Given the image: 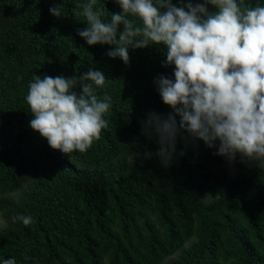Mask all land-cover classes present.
<instances>
[{
  "label": "trees",
  "instance_id": "obj_1",
  "mask_svg": "<svg viewBox=\"0 0 264 264\" xmlns=\"http://www.w3.org/2000/svg\"><path fill=\"white\" fill-rule=\"evenodd\" d=\"M86 3L0 0V261L264 264V164L241 163L238 154L230 165L190 137L178 138L176 153L162 162L142 121L150 111H173L154 81L174 79L175 66H163L162 44L130 48L128 64L107 55L114 45H88L78 35L87 27ZM55 5L64 16L50 13ZM97 7L106 21L122 12L115 0ZM90 68L107 77L96 94L112 98L108 128L87 152L66 154L30 127L29 84L36 75H63L77 81L79 94L78 77ZM21 214L32 223L14 222Z\"/></svg>",
  "mask_w": 264,
  "mask_h": 264
},
{
  "label": "clouds",
  "instance_id": "obj_2",
  "mask_svg": "<svg viewBox=\"0 0 264 264\" xmlns=\"http://www.w3.org/2000/svg\"><path fill=\"white\" fill-rule=\"evenodd\" d=\"M179 2L115 0L122 12L106 21L98 0H87L82 13L87 27L78 35L88 45H114L107 55L125 64L130 48L165 46L163 66H175L174 79L161 74L154 83L173 111L166 117L150 111L142 121V131L158 139L162 162L176 153L178 138L190 137L216 148L230 165L238 154L241 163L264 164V6L248 0ZM208 5L216 10L209 12ZM49 11L57 18L65 15L60 5ZM78 80L79 94L74 78L36 75L26 96L30 127L66 154L85 153L101 138L112 107L111 96L96 94L108 82L102 70L90 68ZM13 221L27 226L32 217L21 214ZM0 264L17 261L10 257Z\"/></svg>",
  "mask_w": 264,
  "mask_h": 264
},
{
  "label": "rangeland",
  "instance_id": "obj_3",
  "mask_svg": "<svg viewBox=\"0 0 264 264\" xmlns=\"http://www.w3.org/2000/svg\"><path fill=\"white\" fill-rule=\"evenodd\" d=\"M0 221L4 222L3 225H0V227L4 226L5 225V220H4L3 216L1 215V213H0Z\"/></svg>",
  "mask_w": 264,
  "mask_h": 264
}]
</instances>
